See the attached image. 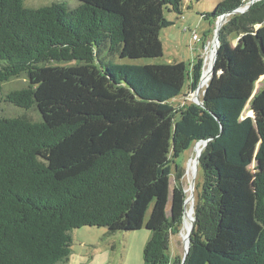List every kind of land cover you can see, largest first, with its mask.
<instances>
[{"label": "trees", "instance_id": "1", "mask_svg": "<svg viewBox=\"0 0 264 264\" xmlns=\"http://www.w3.org/2000/svg\"><path fill=\"white\" fill-rule=\"evenodd\" d=\"M251 1L222 0L202 15L213 23ZM183 9L184 0H55L39 7L0 0L2 100L39 114L0 113V264H68L71 231L83 226L113 233L146 227L144 264H171V238L184 224L188 197L171 178L175 168L178 179L183 175L177 159L199 140L208 143L183 264H264V86L255 92L264 76V45L255 32L264 23V0L222 26L203 104L176 108L172 101L187 80L197 89L202 57L191 68L183 61H119L163 56L161 31L174 24L165 12ZM22 77L24 86L4 93ZM248 104L258 119L246 115ZM255 127L261 231L252 245L220 248L222 180L249 166L244 152ZM182 261L178 256L176 264Z\"/></svg>", "mask_w": 264, "mask_h": 264}, {"label": "rangeland", "instance_id": "2", "mask_svg": "<svg viewBox=\"0 0 264 264\" xmlns=\"http://www.w3.org/2000/svg\"><path fill=\"white\" fill-rule=\"evenodd\" d=\"M55 0H25L26 4L32 7H39L49 4ZM222 0H184L183 14L179 15L174 12L166 11V17L173 21L174 24L163 28L161 31V39L164 47V54L158 58H140V59H120L121 63H170L185 62L189 68L190 64L196 61L200 56L204 60L203 72L205 76L209 74V63L213 56L215 33L220 21H212L205 18L202 14L212 11L218 2ZM260 0H252L249 8ZM238 13V12H237ZM243 13V12H241ZM228 17L221 23L223 26ZM255 32L261 38L264 45V23L255 27ZM197 34L198 38H193ZM197 39V40H196ZM231 43L236 42L233 36ZM189 80L183 90V94L173 100L174 107H179L185 103L195 102V93L188 87ZM207 83V82H206ZM204 84L199 92V99L202 98L203 91L207 84ZM26 84V78H18L12 80L5 85L4 93L11 89H17ZM264 86V78L257 82L256 91ZM0 94V113L6 116H17L26 114L32 120L39 118L36 110L23 112L12 104H8L2 100ZM246 115H252L256 120L259 114L254 110H250L247 105ZM252 146H247L244 157L250 160L249 166L239 170L236 175H228L223 177V185L225 186L226 206L224 207V227L220 233L218 247L225 249L242 248L252 245L257 239L261 225L256 221L254 184L256 176L263 166V161L256 159V153L259 149L260 138L256 127L253 129L251 138ZM202 145L195 148V144L187 151L183 152L177 159V163L183 169V175L178 179L176 168L173 171L171 184L172 188L178 184L183 185L187 196L191 194V186L193 181V166L196 162L197 155ZM205 149V148H204ZM204 151V150H203ZM203 153V152H202ZM202 155V154H201ZM201 157V156H200ZM214 163H221L219 156L212 157ZM202 182L201 169L195 175V200ZM187 197V198H188ZM191 203L187 204V210ZM185 224H183L179 233L174 234L171 238L169 253L171 264H176L178 256L184 257L185 251V235L187 234ZM72 235V253L68 264H82L80 256L91 258L92 254L97 251L106 250L109 257L106 258V264H144V248L150 238L151 231L146 227L131 231L110 232L107 227L83 226L74 228ZM251 242V243H250Z\"/></svg>", "mask_w": 264, "mask_h": 264}, {"label": "water", "instance_id": "3", "mask_svg": "<svg viewBox=\"0 0 264 264\" xmlns=\"http://www.w3.org/2000/svg\"><path fill=\"white\" fill-rule=\"evenodd\" d=\"M249 5H250V2L248 4H246L245 6L243 7H240L238 9H236L235 11H233L232 13H241V12H245L248 8H249ZM232 13H226V14H223L221 16H219L216 21H220L219 24H218V27H217V30H216V33H215V38H214V49H213V57H212V64H211V69H210V72H209V76H208V82L212 79L214 73H215V62H216V59H217V54H218V50H219V47H220V30L222 28V22L228 17L230 16ZM204 72H202V75H201V78H200V82H199V85L197 87V89L194 91L195 93V101H198L199 104H203V100L199 99V92H200V89L203 87L204 85ZM264 78V76L261 77V79ZM208 82L206 83L208 85ZM257 130H258V127H257ZM207 143H208V140H199L195 143V147L198 145V144H201L202 145V148H201V151L199 152V154L197 155V159H196V162L194 163V166H193V181H192V186H191V194L190 196L186 199V206L188 203H191V206L190 208L187 210H185V215H184V221L183 223L185 224V220H186V216L188 214V212H191L192 213V217H191V224H190V227L188 228V231H187V234L185 235V251H184V257H183V261H182V264L184 262V260L187 258V255L189 253V250H190V242H191V234H192V231L194 229V226H195V175L196 173L198 172L200 166H199V163H200V156L204 150V148L207 146Z\"/></svg>", "mask_w": 264, "mask_h": 264}, {"label": "crops", "instance_id": "4", "mask_svg": "<svg viewBox=\"0 0 264 264\" xmlns=\"http://www.w3.org/2000/svg\"><path fill=\"white\" fill-rule=\"evenodd\" d=\"M109 257V254L106 250L104 251H97L96 253L92 254L91 258L87 256H80L82 264H106L105 260Z\"/></svg>", "mask_w": 264, "mask_h": 264}, {"label": "bare ground", "instance_id": "5", "mask_svg": "<svg viewBox=\"0 0 264 264\" xmlns=\"http://www.w3.org/2000/svg\"><path fill=\"white\" fill-rule=\"evenodd\" d=\"M214 52V51H213ZM213 57V56H212ZM211 64H212V58H211V61H210V63H209V66H210V68H209V72H210V69H211ZM208 76H209V74L207 75V76H204V80H203V82H204V84L206 83V82H208ZM198 145H201V144H198ZM197 145V146H198ZM197 146L195 147V148H197ZM202 148V147H201ZM201 151V150H200ZM199 151V152H200ZM199 154V153H198ZM191 217H192V213L191 212H188V214H187V216H186V220H185V227H186V229L188 230V228L190 227V224H191Z\"/></svg>", "mask_w": 264, "mask_h": 264}, {"label": "built area", "instance_id": "6", "mask_svg": "<svg viewBox=\"0 0 264 264\" xmlns=\"http://www.w3.org/2000/svg\"><path fill=\"white\" fill-rule=\"evenodd\" d=\"M193 38H194V39H195V38H198L197 34H194ZM196 40H197V39H196Z\"/></svg>", "mask_w": 264, "mask_h": 264}]
</instances>
